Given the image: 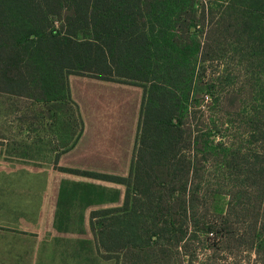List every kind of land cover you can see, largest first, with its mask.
<instances>
[{
  "label": "trees",
  "instance_id": "16d2710c",
  "mask_svg": "<svg viewBox=\"0 0 264 264\" xmlns=\"http://www.w3.org/2000/svg\"><path fill=\"white\" fill-rule=\"evenodd\" d=\"M77 73L144 89L130 177L98 175L127 188L91 214L100 255L183 264L202 241L207 264H264V0H0V93L62 131Z\"/></svg>",
  "mask_w": 264,
  "mask_h": 264
},
{
  "label": "rangeland",
  "instance_id": "374dc122",
  "mask_svg": "<svg viewBox=\"0 0 264 264\" xmlns=\"http://www.w3.org/2000/svg\"><path fill=\"white\" fill-rule=\"evenodd\" d=\"M52 21L54 29L60 31V19ZM67 81L69 97L60 105L59 115L62 131L51 126L54 105L0 93V201L5 198L10 209L25 212L65 213L76 208L80 215L77 226L87 230L84 238L88 239V246L78 252L80 264H86V259L88 264H152L154 258L144 254H135L127 262L123 257L103 258L91 228L93 212L124 205L126 186L98 175L130 177L141 130L144 89L79 73L67 75ZM77 121H81L86 140L80 149L69 151L75 138L70 140L78 135ZM44 134L60 136L63 147L57 140V146H50V139L42 140ZM9 136L12 140L6 144ZM87 147L91 154L83 152ZM229 202L227 195L218 194L210 198L209 205L214 213L226 214ZM205 248L202 241L196 244V249L182 255L183 264H207L211 253Z\"/></svg>",
  "mask_w": 264,
  "mask_h": 264
},
{
  "label": "crops",
  "instance_id": "0c3cea01",
  "mask_svg": "<svg viewBox=\"0 0 264 264\" xmlns=\"http://www.w3.org/2000/svg\"><path fill=\"white\" fill-rule=\"evenodd\" d=\"M44 135L46 137L42 140L50 139V146H57L58 141L63 147L64 141L62 142L60 136ZM84 137L85 135L82 134L74 144L75 147L70 145L69 148L72 149L69 151H73L76 147L80 149L81 144L86 140ZM10 138L9 136L5 140L6 144L12 140ZM41 143L40 141L39 144ZM88 149L89 147L83 152L91 154L87 152ZM110 154L118 155V153ZM2 200L0 201V264H80L78 252L82 246H88V239L84 238L87 230L77 226L80 215L76 208L65 213L15 211L10 209L5 198ZM60 220L68 222L63 224ZM90 248L93 250V243ZM86 264H88L87 259Z\"/></svg>",
  "mask_w": 264,
  "mask_h": 264
}]
</instances>
